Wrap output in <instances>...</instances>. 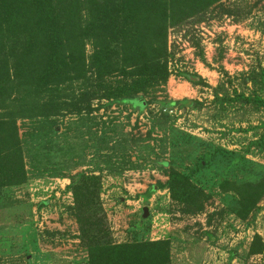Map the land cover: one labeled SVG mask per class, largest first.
<instances>
[{
  "label": "rangeland",
  "instance_id": "1",
  "mask_svg": "<svg viewBox=\"0 0 264 264\" xmlns=\"http://www.w3.org/2000/svg\"><path fill=\"white\" fill-rule=\"evenodd\" d=\"M255 1L225 0L235 16L213 10L170 29L169 78L156 100L144 97V111L77 84L49 92L55 105L43 107L34 95L31 112L16 121L26 182L0 189V264H87L71 186L80 175L101 179L114 243L169 239L172 264H264V247L247 256L254 236L264 246V196L241 220L237 200L221 188L225 180L264 179V149L250 145L264 136V0ZM182 72L202 83L193 86ZM173 172L204 192L201 212L170 199ZM157 182L165 188L147 197Z\"/></svg>",
  "mask_w": 264,
  "mask_h": 264
},
{
  "label": "trees",
  "instance_id": "2",
  "mask_svg": "<svg viewBox=\"0 0 264 264\" xmlns=\"http://www.w3.org/2000/svg\"><path fill=\"white\" fill-rule=\"evenodd\" d=\"M223 1L0 0V189L26 182L16 121L31 112L35 94L42 96L43 107L55 105L48 101L49 92L77 84L91 88L98 99L144 111L148 106L144 97L156 100L169 78L173 53L168 31L200 23L213 10L220 16H235ZM255 3L240 18L250 15ZM181 76L193 86L202 83L198 75L182 72ZM184 101L161 105L177 107ZM250 145L262 151L264 136ZM197 164L193 173L200 171L201 163ZM77 180L71 185L74 218L87 264H172L169 239L112 242L100 204L101 179L80 175ZM164 188L160 182L150 185L146 196ZM167 188L170 199L188 213L203 210L205 194L187 176L171 173ZM221 188L234 196L235 215L245 220L264 196V179L225 180ZM263 247L254 236L247 256L261 254Z\"/></svg>",
  "mask_w": 264,
  "mask_h": 264
},
{
  "label": "water",
  "instance_id": "3",
  "mask_svg": "<svg viewBox=\"0 0 264 264\" xmlns=\"http://www.w3.org/2000/svg\"><path fill=\"white\" fill-rule=\"evenodd\" d=\"M142 213L143 219H146L149 216V211L147 208H143Z\"/></svg>",
  "mask_w": 264,
  "mask_h": 264
}]
</instances>
